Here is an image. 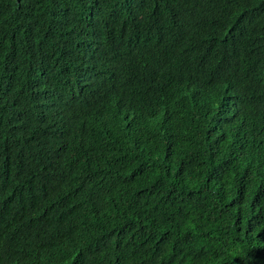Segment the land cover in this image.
<instances>
[{"label": "trees", "instance_id": "obj_1", "mask_svg": "<svg viewBox=\"0 0 264 264\" xmlns=\"http://www.w3.org/2000/svg\"><path fill=\"white\" fill-rule=\"evenodd\" d=\"M0 264H264V0H0Z\"/></svg>", "mask_w": 264, "mask_h": 264}]
</instances>
